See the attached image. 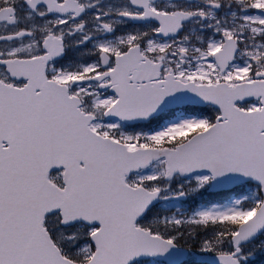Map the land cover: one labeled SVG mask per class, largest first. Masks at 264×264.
Masks as SVG:
<instances>
[{"label": "snow or ice", "instance_id": "obj_1", "mask_svg": "<svg viewBox=\"0 0 264 264\" xmlns=\"http://www.w3.org/2000/svg\"><path fill=\"white\" fill-rule=\"evenodd\" d=\"M0 264H264V0H0Z\"/></svg>", "mask_w": 264, "mask_h": 264}]
</instances>
